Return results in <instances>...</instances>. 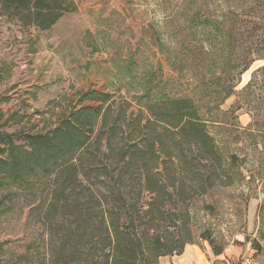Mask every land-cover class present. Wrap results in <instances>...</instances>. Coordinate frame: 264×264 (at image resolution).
I'll return each mask as SVG.
<instances>
[{
	"label": "rangeland",
	"instance_id": "374dc122",
	"mask_svg": "<svg viewBox=\"0 0 264 264\" xmlns=\"http://www.w3.org/2000/svg\"><path fill=\"white\" fill-rule=\"evenodd\" d=\"M73 1L47 30L0 16L4 129L47 131L88 90L191 97L231 182L192 202V242L212 250L206 231L215 264H264V0ZM27 211L0 217L6 264L41 235Z\"/></svg>",
	"mask_w": 264,
	"mask_h": 264
},
{
	"label": "trees",
	"instance_id": "16d2710c",
	"mask_svg": "<svg viewBox=\"0 0 264 264\" xmlns=\"http://www.w3.org/2000/svg\"><path fill=\"white\" fill-rule=\"evenodd\" d=\"M74 8L73 0H0V16L38 30ZM1 119L0 217L24 206L27 226L41 230L9 255L16 264H156L193 243L192 202L231 184L191 97L88 90L47 131L8 132ZM200 237L223 252L206 231ZM6 254L0 243V264Z\"/></svg>",
	"mask_w": 264,
	"mask_h": 264
},
{
	"label": "crops",
	"instance_id": "0c3cea01",
	"mask_svg": "<svg viewBox=\"0 0 264 264\" xmlns=\"http://www.w3.org/2000/svg\"><path fill=\"white\" fill-rule=\"evenodd\" d=\"M224 259V249L219 255L205 245L197 243L187 244L179 255H166L159 257L156 264H215L216 261ZM222 264H230L228 261ZM236 264H244L237 262Z\"/></svg>",
	"mask_w": 264,
	"mask_h": 264
}]
</instances>
